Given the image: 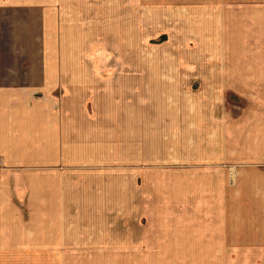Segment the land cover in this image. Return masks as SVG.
<instances>
[{"label":"rangeland","instance_id":"rangeland-1","mask_svg":"<svg viewBox=\"0 0 264 264\" xmlns=\"http://www.w3.org/2000/svg\"><path fill=\"white\" fill-rule=\"evenodd\" d=\"M26 1L43 5L51 18V37H37L36 48L48 42L71 88L85 91L62 101L61 108L85 116V127L92 129L87 139H124L118 180L126 193H36L37 167L0 166V178L13 169L30 184L26 200L17 196L8 208L0 207V264H252L201 260L195 247L186 250L170 240L180 223L212 215L195 193H165L163 177L180 181L196 167L177 156L184 136L190 151L198 149V118L241 100L222 84V73L263 56L262 27L229 24L220 6L233 5L230 0ZM92 169L106 175L113 167ZM53 171L47 167L44 173ZM156 175L163 181L156 182ZM179 181L173 186L178 191Z\"/></svg>","mask_w":264,"mask_h":264},{"label":"crops","instance_id":"crops-1","mask_svg":"<svg viewBox=\"0 0 264 264\" xmlns=\"http://www.w3.org/2000/svg\"><path fill=\"white\" fill-rule=\"evenodd\" d=\"M230 1L233 5L220 6L229 24H257L264 33V4ZM237 2L239 8L234 5ZM254 8L259 9L255 15ZM40 14L43 18H38ZM51 25L48 10L41 4L0 0V166L37 167L36 193H126L118 180L119 168L125 164L118 156L124 139L118 135L112 141L87 139L92 129L85 127V116L61 108L62 101L85 91L71 88L48 42L36 48L37 37H51L46 35ZM262 53L261 58L224 70L222 84L241 100L196 120L201 135L196 139L198 149L190 151L186 136L181 140L177 160L196 167L186 169L180 181L176 175L163 177L165 193H195L203 211L212 215V220L205 216L192 224L180 223V232L170 237L186 250L195 247L201 260L264 264V49ZM87 94L91 95L90 90ZM93 148H109L113 153L93 152ZM194 156L196 162L190 160ZM99 166L113 169L103 175L92 169ZM47 167L54 170L52 176L44 173ZM12 171L1 173L0 207L8 208L17 196L24 195L26 200L29 193V180ZM104 177L112 179L111 185ZM163 178L156 175L155 181ZM178 181L180 191L173 187ZM119 244L125 245L124 239Z\"/></svg>","mask_w":264,"mask_h":264}]
</instances>
